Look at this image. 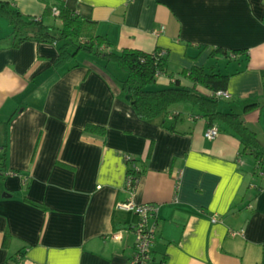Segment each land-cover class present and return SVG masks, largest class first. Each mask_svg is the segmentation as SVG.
<instances>
[{
  "label": "crops",
  "instance_id": "0c3cea01",
  "mask_svg": "<svg viewBox=\"0 0 264 264\" xmlns=\"http://www.w3.org/2000/svg\"><path fill=\"white\" fill-rule=\"evenodd\" d=\"M59 1L96 21L112 51H165L161 87L194 65L229 75L219 108L264 146V0H0L37 19ZM13 42L0 17V264H128L139 220L117 208L128 201L157 208L153 264H264V179L229 128L206 139L212 125L191 103L143 121L114 63L80 53L57 66L56 45ZM218 48L242 52L212 58ZM130 167L142 170L133 192Z\"/></svg>",
  "mask_w": 264,
  "mask_h": 264
},
{
  "label": "trees",
  "instance_id": "16d2710c",
  "mask_svg": "<svg viewBox=\"0 0 264 264\" xmlns=\"http://www.w3.org/2000/svg\"><path fill=\"white\" fill-rule=\"evenodd\" d=\"M53 8L47 6L41 19L28 18L15 4L0 2V17L5 18L13 28V46L18 47L26 41L56 45L57 66L76 58L80 53L98 58L104 68L111 63L117 64L125 74V79L121 81L122 92L130 98L129 103L141 120L156 119L169 114L171 107L176 104L191 103L209 125L216 124L219 129L225 126L239 137L243 152L248 151L254 156L258 166L264 169V146L256 133L245 124L240 114L233 111L223 112L219 108L222 99L216 94L219 91H227L229 75L214 68L207 70L202 66L194 65L179 74V77L188 80L191 86L183 85L180 78H177L168 86L161 87L158 85V78L167 73L166 59L161 57L162 50L153 53L136 49L112 51L110 43L97 34L96 21L79 16L62 1H59L55 7L59 10L58 16L53 15ZM49 16L60 20L61 26L46 25L43 19ZM241 52L233 51L229 54L226 49L218 48L211 57L221 54L230 58V55ZM259 105L256 102L248 103L244 110H251ZM85 132L102 134L105 133V129L98 125H87ZM0 151V181H2L7 174L6 146L1 145ZM141 173L142 170L133 167L127 171V176H131L133 180L134 188ZM26 201L36 207L47 208L37 201L28 198Z\"/></svg>",
  "mask_w": 264,
  "mask_h": 264
},
{
  "label": "built area",
  "instance_id": "2783aa9c",
  "mask_svg": "<svg viewBox=\"0 0 264 264\" xmlns=\"http://www.w3.org/2000/svg\"><path fill=\"white\" fill-rule=\"evenodd\" d=\"M53 15H59V10L57 8H53ZM165 55L166 52L162 50L161 57H165ZM216 96L225 99L229 95L227 91H219ZM219 132V127L217 125H212L205 132V138L213 140L219 135ZM259 176L264 179V169L262 167H259ZM28 180V177H23V184L26 185ZM132 182L131 176H128L126 187L130 192H133L135 189ZM117 208L128 212H134L139 217L137 224L132 228L135 235V243L134 252L128 264H153V248L158 236L155 223L157 213L156 206L152 204H135L132 201H128L118 204ZM212 221L216 222L217 219L213 218ZM242 232L243 231H241V233Z\"/></svg>",
  "mask_w": 264,
  "mask_h": 264
},
{
  "label": "rangeland",
  "instance_id": "374dc122",
  "mask_svg": "<svg viewBox=\"0 0 264 264\" xmlns=\"http://www.w3.org/2000/svg\"><path fill=\"white\" fill-rule=\"evenodd\" d=\"M115 65V67L117 68V69H119V67L117 66V64H114ZM223 100V99H222ZM222 108V107H221Z\"/></svg>",
  "mask_w": 264,
  "mask_h": 264
},
{
  "label": "water",
  "instance_id": "95a60500",
  "mask_svg": "<svg viewBox=\"0 0 264 264\" xmlns=\"http://www.w3.org/2000/svg\"><path fill=\"white\" fill-rule=\"evenodd\" d=\"M126 99L129 101L130 98L129 97H126Z\"/></svg>",
  "mask_w": 264,
  "mask_h": 264
}]
</instances>
